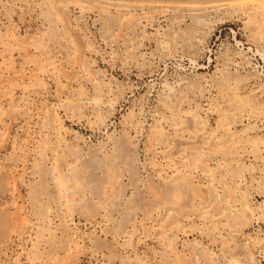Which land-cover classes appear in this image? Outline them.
Listing matches in <instances>:
<instances>
[{"label": "rangeland", "instance_id": "374dc122", "mask_svg": "<svg viewBox=\"0 0 264 264\" xmlns=\"http://www.w3.org/2000/svg\"><path fill=\"white\" fill-rule=\"evenodd\" d=\"M0 264H264V0H0Z\"/></svg>", "mask_w": 264, "mask_h": 264}]
</instances>
